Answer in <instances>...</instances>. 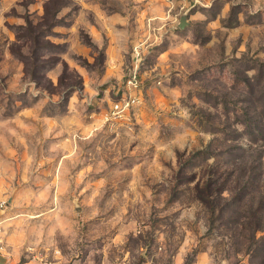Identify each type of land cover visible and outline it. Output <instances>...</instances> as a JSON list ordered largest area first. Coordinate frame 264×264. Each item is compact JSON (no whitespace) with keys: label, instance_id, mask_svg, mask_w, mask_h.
Segmentation results:
<instances>
[{"label":"rangeland","instance_id":"374dc122","mask_svg":"<svg viewBox=\"0 0 264 264\" xmlns=\"http://www.w3.org/2000/svg\"><path fill=\"white\" fill-rule=\"evenodd\" d=\"M177 1L0 0V199L23 261L264 256L248 206L201 200L211 178L245 172L241 196H263L264 0ZM134 71L139 103L106 121Z\"/></svg>","mask_w":264,"mask_h":264},{"label":"trees","instance_id":"16d2710c","mask_svg":"<svg viewBox=\"0 0 264 264\" xmlns=\"http://www.w3.org/2000/svg\"><path fill=\"white\" fill-rule=\"evenodd\" d=\"M244 179H237L236 181H233L234 185H230L231 180L230 178H211L208 183L202 188L201 193L203 194L201 197V200L203 203L210 205L212 203L211 198L214 194H216L219 198L225 200L224 204L221 206L220 213H225L224 211L226 209H229V211L232 209V207H237L240 204H244V206H248L249 208V216H247L248 225L251 228V233L249 239H251L252 244H255L257 246V233L258 232H264V185L261 190H259V194L263 193V196L260 195L259 200L257 198H249L247 199L249 201H245V196H241V192L246 189L248 192H250V196L253 193L251 188L254 184V179H252V175H248L247 172L244 173ZM247 174V175H246ZM239 184H242L241 188H239ZM236 185V186H235ZM228 192L230 195V198H224L223 194ZM213 204V203H212ZM212 207V212H216V209L213 207V205H210ZM255 264V263H254ZM258 264H264V256H261L260 262Z\"/></svg>","mask_w":264,"mask_h":264},{"label":"built area","instance_id":"2783aa9c","mask_svg":"<svg viewBox=\"0 0 264 264\" xmlns=\"http://www.w3.org/2000/svg\"><path fill=\"white\" fill-rule=\"evenodd\" d=\"M142 81L138 71H134L129 75L127 86L130 93L123 95L120 100L114 101L106 113L105 120L113 122L117 119L127 118L134 111L135 106L140 99L137 95L132 94V91L141 89ZM9 209L8 201L0 199V252L6 248L4 242L5 223L7 222V212Z\"/></svg>","mask_w":264,"mask_h":264},{"label":"crops","instance_id":"0c3cea01","mask_svg":"<svg viewBox=\"0 0 264 264\" xmlns=\"http://www.w3.org/2000/svg\"><path fill=\"white\" fill-rule=\"evenodd\" d=\"M183 2L180 0L177 1V5L181 6ZM0 264H44L42 261L31 258L22 260L21 255H19L15 250L9 249L6 247L3 251L0 252Z\"/></svg>","mask_w":264,"mask_h":264},{"label":"water","instance_id":"95a60500","mask_svg":"<svg viewBox=\"0 0 264 264\" xmlns=\"http://www.w3.org/2000/svg\"><path fill=\"white\" fill-rule=\"evenodd\" d=\"M188 24H189V23H188V21H187V16H186V15L182 16V18H181V20H180L179 28H180L181 30H184Z\"/></svg>","mask_w":264,"mask_h":264}]
</instances>
